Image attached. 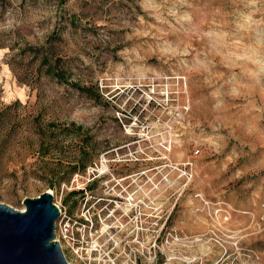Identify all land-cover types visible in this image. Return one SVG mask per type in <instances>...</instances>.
Returning <instances> with one entry per match:
<instances>
[{
	"label": "rangeland",
	"instance_id": "1",
	"mask_svg": "<svg viewBox=\"0 0 264 264\" xmlns=\"http://www.w3.org/2000/svg\"><path fill=\"white\" fill-rule=\"evenodd\" d=\"M48 189L92 264H264V0H0V202Z\"/></svg>",
	"mask_w": 264,
	"mask_h": 264
},
{
	"label": "water",
	"instance_id": "2",
	"mask_svg": "<svg viewBox=\"0 0 264 264\" xmlns=\"http://www.w3.org/2000/svg\"><path fill=\"white\" fill-rule=\"evenodd\" d=\"M48 189L24 209L0 202V264H69L56 235L60 209Z\"/></svg>",
	"mask_w": 264,
	"mask_h": 264
},
{
	"label": "built area",
	"instance_id": "3",
	"mask_svg": "<svg viewBox=\"0 0 264 264\" xmlns=\"http://www.w3.org/2000/svg\"><path fill=\"white\" fill-rule=\"evenodd\" d=\"M178 169L182 172L186 181L192 180L193 173L190 170L186 169V167ZM142 174V172L132 173L115 179V183L112 187L114 193H112L109 200L118 207H122L123 204L133 205L141 202L144 198L146 188L144 187L145 185L137 182L135 177ZM115 188H117V190H115ZM194 198L203 208H211V201L202 193L196 192ZM58 207L61 215L56 222V235L67 261L69 264H92V259L96 257V255L93 254L98 248L96 247L95 250H92V245L91 247L85 245L87 239L83 230L89 226V223L92 224V226L94 225L93 218L86 214L84 215L86 221L82 219V217H80L81 219L73 218L67 213L66 209L60 206ZM96 260L103 261L104 258L100 256L96 257Z\"/></svg>",
	"mask_w": 264,
	"mask_h": 264
},
{
	"label": "trees",
	"instance_id": "4",
	"mask_svg": "<svg viewBox=\"0 0 264 264\" xmlns=\"http://www.w3.org/2000/svg\"><path fill=\"white\" fill-rule=\"evenodd\" d=\"M42 61L44 62V64H48V62H49V55H43V60ZM54 62H56V61H54ZM49 68H50L49 71H48V74L49 75L58 78V80H63L64 79L63 78V75L65 73L64 72L61 73V71L58 70L59 67H55V64L54 65H49ZM76 86L79 87L78 84ZM79 88H84V87H79ZM77 130L78 131H81L82 130V126L77 125ZM52 132H54L56 134L53 135L52 137L49 136V137L44 138L43 139L44 140V143L43 144L46 145V146H52V148L54 150L58 151L62 147V140H63V138L65 136L64 128H59V129L53 128L52 129ZM45 140H48L47 143H45ZM48 142H51V144H53V145H49ZM87 166H88L87 164L83 165V167L74 166L73 169L71 170V172L72 173L77 172L80 169H85ZM49 185H50V188H53V185L52 184H49Z\"/></svg>",
	"mask_w": 264,
	"mask_h": 264
},
{
	"label": "flooded vegetation",
	"instance_id": "5",
	"mask_svg": "<svg viewBox=\"0 0 264 264\" xmlns=\"http://www.w3.org/2000/svg\"><path fill=\"white\" fill-rule=\"evenodd\" d=\"M97 189H98V184L97 183H94L92 187L89 186V190H97ZM85 192L84 191H81L79 194H85Z\"/></svg>",
	"mask_w": 264,
	"mask_h": 264
},
{
	"label": "bare ground",
	"instance_id": "6",
	"mask_svg": "<svg viewBox=\"0 0 264 264\" xmlns=\"http://www.w3.org/2000/svg\"><path fill=\"white\" fill-rule=\"evenodd\" d=\"M188 258V257H187ZM172 258H170L169 260H171ZM185 259V258H184ZM189 262H191V260H189ZM166 264H169L168 262Z\"/></svg>",
	"mask_w": 264,
	"mask_h": 264
}]
</instances>
